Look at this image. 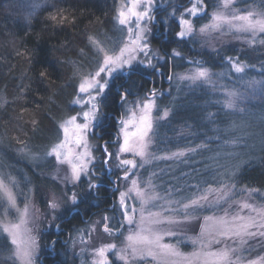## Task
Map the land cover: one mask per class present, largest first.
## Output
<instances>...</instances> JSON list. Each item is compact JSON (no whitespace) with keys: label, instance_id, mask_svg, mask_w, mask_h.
Returning a JSON list of instances; mask_svg holds the SVG:
<instances>
[{"label":"trees","instance_id":"1","mask_svg":"<svg viewBox=\"0 0 264 264\" xmlns=\"http://www.w3.org/2000/svg\"><path fill=\"white\" fill-rule=\"evenodd\" d=\"M115 1L0 0V98L7 101L0 104V155L12 167L13 175L22 172L26 179L43 182L44 179H37L43 164L21 161L18 149L28 147L33 151L42 146L57 130L60 116L75 111L71 104L77 84L74 65L89 64L94 58L89 37L113 25ZM34 4L40 7L34 10ZM252 4L264 9L261 0H238L240 7ZM29 13H32L30 23L25 19ZM53 15L56 21L51 19ZM61 17L66 19L60 22ZM159 26L166 31L162 35L166 38L154 41L167 52H162L163 61L152 68H132L126 74L114 76L100 102L103 117L93 137L98 187L65 210L41 234L38 264H79L80 255L72 256L68 250L77 230L86 229L98 215L106 214L114 220L111 212L115 208L108 207L114 204L116 192L109 193L105 185L111 184L117 174L106 175L102 145L107 141L108 150L114 155L116 119L122 115L120 95L125 90L127 99H131L155 88L159 92L156 115L165 107L169 109V115L155 125L154 151L195 149L184 155L185 163L179 170L182 176L177 175L178 181L191 182L183 191L193 189L196 183L203 187L218 182L226 174H221L224 169L236 185L264 191V52H245L233 47L209 52L197 48L194 40L174 38L178 30L174 18L161 21ZM172 49L179 55H174ZM231 61L244 63L246 67L241 76L234 75L232 70L233 81L223 78L226 83L239 91L246 88V84L235 82L242 78L259 84L254 95L240 101V106L234 109L226 108L220 94L210 85L198 82L174 86L169 79L190 63L215 73L224 71ZM42 71L46 73L44 78L39 75ZM237 164L239 168L235 167ZM193 166L200 167V173H186ZM157 169L163 180L172 177L173 172ZM164 188L162 184L160 189Z\"/></svg>","mask_w":264,"mask_h":264},{"label":"snow or ice","instance_id":"2","mask_svg":"<svg viewBox=\"0 0 264 264\" xmlns=\"http://www.w3.org/2000/svg\"><path fill=\"white\" fill-rule=\"evenodd\" d=\"M155 0H127V3H121L117 9L116 20L122 30L126 29V35L120 42L119 47L115 45L109 47L95 37H89L90 45L95 49L97 68L94 71H82L74 65L73 76L78 79L76 96L72 104L81 107L82 111L76 115L70 116L59 124L63 132V138L45 153L46 157L54 156L58 164H67L70 168V176H65L64 180H70L75 183L79 181L81 175H87L89 165L92 164L95 157L92 154L93 145L88 141V134L91 129L99 127L102 122L103 113L101 111V100L105 95L106 89L110 87V81L114 78V73L118 70H131L134 62L137 61L138 54L143 53L146 57L149 54L146 33L147 27L142 26V22L154 19L151 15ZM264 4V0H261ZM233 0H221L219 11L213 12L211 21L199 28L202 36L210 35L214 32H221L227 28L229 32L251 34L254 38L250 43H255L257 34H264V10H246L237 13L231 6ZM39 4H34L33 9L39 8ZM203 8H197L194 4L192 8L185 9V13L197 17ZM175 14V9L171 15ZM29 13L25 19L31 22ZM181 14L179 20L181 30L176 34L178 38L184 39L196 35L192 21L183 18ZM53 21L57 20L55 15L51 16ZM66 19L60 18V22ZM264 43V41H260ZM178 56L179 53H173ZM231 60V58H229ZM144 63V61H139ZM147 66L152 65L151 58L148 59ZM232 68L237 73L244 71L245 66L239 63H232ZM40 77L46 76L45 72H40ZM211 73L205 67H198L191 75L181 76V80L191 81H211ZM171 79V77H169ZM255 83V82H253ZM156 90L153 89L144 99H138L132 102V105L126 108V115H122L118 121L119 132L117 139L120 141L118 151L115 153L119 161L118 167L126 169L124 178L127 179L129 173L137 168L144 167V164L150 163L155 159L179 158L185 155V151L171 153L170 156L156 157L149 152V146L153 143L152 136L155 134L154 117L152 115L155 105ZM237 93H228V99L225 107L234 109L236 105ZM121 101L127 100V90L120 95ZM7 103L0 98V104ZM169 115L167 109L158 119L166 118ZM82 118V122H80ZM35 124V121H33ZM235 143V141H231ZM106 141L103 150L107 158L112 157L109 152ZM203 147V145L198 146ZM21 151H25L21 149ZM187 151H195L188 149ZM122 154H131L133 157H139L141 163L137 165L136 159H121ZM32 159H39L38 154H30ZM107 164V159L104 161ZM242 163V162H241ZM240 167V164L235 166ZM110 171V170H109ZM151 174L148 181L141 187L140 181L131 180V186L127 191L121 192L119 203L123 209V219L120 223L121 228L127 225H135V229H129L124 237V246L116 252L117 258L123 261V264H135L137 260H146L151 258L156 264H264V256H258L249 259L244 253H250L256 247H264V206H256L247 201L240 203L241 212L247 210L246 215H229L225 212L222 216H204L200 224L199 234L196 237H190L195 250L185 254L173 244L163 243L164 236L174 237L177 235L173 231L163 233L156 230L160 224L172 226L186 225L195 217L192 213L202 211L205 207H216L222 201L226 202L231 198L235 185L229 187L227 184H221L218 188L209 185L199 194L194 193L187 202L179 200L173 201L166 197L171 192L161 196L155 191L156 186L152 183ZM54 179L56 177H53ZM15 185L14 179L4 177L0 174V200L7 204L9 209H15L19 213L18 222H0V230L7 234L10 241V254L6 258L12 261V264H34V259L38 249L36 237L32 235V228L29 227L30 211L28 205L23 210L17 207L16 195L12 187ZM98 187L91 180L89 189ZM249 194L256 189H247ZM73 204L78 202V196L75 192L69 197ZM135 199L140 207L137 210L135 206H129L126 201ZM164 200L165 204L160 206V211H151L156 206V202ZM172 204H178L179 208L170 207ZM56 198L49 201L48 207L52 210L59 208ZM137 212L139 218L137 219ZM165 213H176V215H165ZM182 218H177V217ZM109 217H104L103 231L109 235H115L108 224ZM255 241V244L250 243ZM215 246V247H214ZM115 244H106L94 250L96 259L93 264H109L106 253L116 250Z\"/></svg>","mask_w":264,"mask_h":264},{"label":"rangeland","instance_id":"3","mask_svg":"<svg viewBox=\"0 0 264 264\" xmlns=\"http://www.w3.org/2000/svg\"><path fill=\"white\" fill-rule=\"evenodd\" d=\"M178 0H155L153 11L151 15L154 17V19L150 21L142 22V26L147 27L149 30L146 33L147 36V43L149 47V54L146 57L143 53L138 54L137 61L134 62V65L132 68H152L147 66L148 59L151 58L152 65L156 66L164 59V54L162 52L165 51V49H160L159 46L154 41V38L156 40H160L162 35L166 32L165 30L162 31L160 29L159 23L162 21L165 23V19H175L178 24V30L174 34V38L181 39L177 37V33L181 30L179 20L181 18V14L184 13L183 18L184 19H190L192 21L194 30L196 31V35L193 37H188L184 39H190L194 40L197 48L201 50H206L209 52H217V51H223L225 48H237L239 51H260L261 53L264 52V43H261L260 41H264V34H257L255 37V43H250L251 40L254 38L251 36V34H243V33H235V32H229L227 28L223 30V34L221 32H214L207 36H202L199 33V28L205 24L210 23L211 21V15L213 12L219 11L221 0H183L184 3H177ZM127 3V0H116L114 5V17H113V25L108 27L107 29L101 28L96 33L92 34V37H95L96 39L102 41L107 46L111 47L115 45L117 48L120 45V42L126 35V29L122 30L121 26L117 23L116 15H117V9L121 6V3ZM196 5L197 8H203V11L200 12V14L197 17H192L191 14L185 13V9L192 8L193 5ZM232 9H235L237 13H242L246 10H252L255 8L256 10H264L263 8H258L255 5H249V6H238V0H233V4L231 6ZM173 9H175V14L171 15L173 12ZM167 23V22H166ZM165 35V34H164ZM166 38H161V41H164ZM160 42V41H158ZM162 43H159L161 46ZM173 53H178L177 50L172 49ZM95 52V49H94ZM165 53H167L165 51ZM139 61H144V63H139ZM89 64H78L77 67H79L82 71H94L97 68V62H96V52L94 55V58L92 60H89ZM235 61H231L228 65V67L224 71H218V72H212L210 69L211 75V81H197L203 82L207 84L209 87H211L213 90L218 92L220 96L222 97V101L225 102L228 99V93L235 92L237 93L236 97V105L240 106V101H245L247 98L254 95L255 91L258 89V81L256 80H248V79H240L235 82L239 83L240 85L246 84L245 90H237L233 88L229 83H226L223 78H230V72L233 70L234 75L241 76V73L235 72V70L232 68V63ZM239 63L241 65H244V63ZM199 66L190 63L186 68L183 70H179L176 73H173L171 80L174 86H180L184 84H195L191 81L187 80H181V76L191 75L196 68ZM246 67V66H245ZM128 69L124 70H118L116 73H114V76L118 74H126ZM77 84H78V79ZM113 80V79H112ZM111 80V81H112ZM110 81V84H111ZM233 81V80H232ZM255 82V83H253ZM77 84H76V91H77ZM168 84V83H167ZM214 84V85H213ZM216 85V86H215ZM155 89V88H154ZM156 90V89H155ZM107 91V89H106ZM106 93V92H105ZM158 90H156V96L158 94ZM150 94V93H148ZM143 94L140 96H135L131 99H127L126 101H123L122 103V115H126V108L132 105L133 101H136L138 99H144L147 95ZM76 96V92L74 95V98ZM73 98V99H74ZM72 99V100H73ZM71 100V102H72ZM72 104V103H71ZM155 105L156 107L153 109L152 115L154 117V129L155 125L158 120H164L158 119L163 115V112L165 109L168 110V108H163L162 112L160 114L156 115L157 110V103H156V97H155ZM72 106L75 107V111L73 113H63L60 118L57 120V130L53 135L50 136V139L44 141L42 146L36 147L33 151L29 150L28 147H19L18 152L21 156V161H26L28 163H41L43 165H40V168L38 169L39 172L37 173V179H44L43 182H36L32 181L31 179H26L24 174L20 172L18 175H13L14 171L11 166H8L2 156L0 155V174H2L4 177L12 178L15 181V185H9L12 187V190L14 194L16 195V202L17 207L20 210H23L25 205H28L29 211H30V223L29 227L32 228V235L36 237L37 243H38V249L37 253L34 259V264H38V257L41 249V243H40V237L41 234L48 230V228L52 227L54 224L56 218L59 215H62L63 212L67 209L73 208L81 199L83 200L90 192H93L94 189H89V182L90 180L96 184V173L94 171L95 163L97 161V157L95 155V149H96V141L94 140V132L95 128L91 129L88 134V141L91 145H93L92 148V154L95 157L92 164L89 165V172L87 175H81V178L79 181H76L75 183L71 182L70 180H64L65 176H70V168L67 164H58L55 157H46L45 153L51 148L52 145L55 143H58L63 138V132L59 128V124L67 119L70 116L76 115L78 112H81L82 109L78 105L72 104ZM121 115V116H122ZM120 116V117H121ZM118 117L116 119V132L114 134L115 140H113V150L114 155L113 158L108 161L107 164L104 163L106 168V175H112L113 173L117 174L116 179H111L113 182L111 184H106L105 187L109 191V193L116 192V199L113 205H110L108 208H115L114 212H111L115 217L114 220H110L112 216L104 215H98L95 218H93L89 225L84 229L83 227L79 230H77L74 237H72V240L70 241L69 245V253L75 255H80L79 257V264H93L94 260L96 259L94 255V250L98 249L99 247L106 245V244H115L117 246L116 250H112L108 253H106L109 264H123V261H120L117 258L116 252L119 248L124 246V237L128 234L129 229H135V225H127L125 222L124 227L121 228L120 223L123 219V209L120 206L119 203V197L121 192H125L128 190V188L131 186V180L137 179L140 181L141 187L144 186V183L148 181L151 174H154L152 176V183L156 186L155 191L158 192L161 196H165L166 193L171 192L170 196H167L166 198L169 200H179L182 202H187L189 198L192 197L194 193L199 194L202 192L203 189L207 188L209 185H205V182L203 184L205 186L200 187L196 184L193 185V189H187L189 184V180H182V182L178 181V177L181 178L182 171H179L181 168V164L184 162L182 157L179 158H170V159H155L151 160L150 163L144 164V167H137L133 169L130 173L127 179L124 178V172L126 169L118 167L119 161L116 159L115 153L118 151L119 143L120 141L117 139L119 127L118 121L120 119ZM80 122H82V118H80ZM153 143L149 146V152H151L156 157H162V156H170L171 153L177 152V151H185V154L188 149H175L173 151H167V152H161L157 153L154 151V135L152 136ZM104 145V144H103ZM102 145V149H103ZM21 149H24L25 151H21ZM190 149V148H189ZM110 152V151H109ZM30 154H38L39 159H32ZM121 159H136L137 165L141 163L139 157H133L131 154H122ZM104 159V161H105ZM159 161V162H158ZM159 163V164H158ZM185 163V162H184ZM194 164V163H192ZM185 166V165H184ZM160 167L161 169H166L169 173H172V177L166 178L163 180L160 176V170L157 168ZM184 169V168H183ZM200 167L193 166L191 169H188V171L192 172H199ZM228 169H231V167H228ZM110 170V171H109ZM196 170V171H195ZM13 173V174H12ZM200 173V172H199ZM223 174L222 178L213 184H211L213 187H219L221 184H227L229 187L232 185H235V188L232 191L231 198L227 200L226 202L222 201L220 205L216 207H205L204 210L198 211L195 213H192V216L195 217L191 220L190 223L186 225L181 226H172L168 224H160L156 226V230L163 233L165 231H173L176 232L177 235L174 237H168L164 236L163 243L173 244L178 249L185 253H191L195 250V247L193 246L190 237H196L199 234L200 230V224L203 222L204 216H222L225 212H228L229 215H235L237 213L246 215L247 210H244L241 212L240 209V203L247 201L248 203L254 204L256 206H264V191L257 190L249 194L246 190L251 188H246L244 186H238L236 185V181L234 179L229 180V174L227 169H224V171H221ZM219 175V174H217ZM17 176V177H16ZM221 176V175H219ZM53 177H56L55 179ZM162 184H165L164 190L160 189L162 187ZM98 185V184H97ZM100 185V184H99ZM184 187H187L185 191L182 189ZM75 192L78 196V202L76 204H73L69 197H71L72 193ZM53 197L56 198V202L60 205L58 209L52 210L48 207L49 201L53 199ZM126 203L129 206H135L137 210L139 209L140 205L135 199H129L126 201ZM165 201L160 200L156 202V206L152 207L151 211H160V206L164 205ZM170 207L178 209V204H172ZM165 215H176V213H165ZM109 217L108 224L109 227L116 232V230H119L117 234L115 235H109L108 233H105L103 231V224H104V217ZM111 217V218H110ZM137 219L139 218L138 212H137ZM182 218V217H177ZM19 219V213L15 209H9L7 204H4L2 200H0V222H18ZM54 230L57 231V227H54ZM250 243L255 244V241H251ZM10 241L7 238V234L3 233L2 230H0V264H12L11 260L6 259L10 254ZM215 247V246H214ZM244 256L249 259H254L258 256H264V247H256L255 250L251 251L250 253H244ZM135 264H156L155 261H153L151 258H147L146 260H137Z\"/></svg>","mask_w":264,"mask_h":264}]
</instances>
